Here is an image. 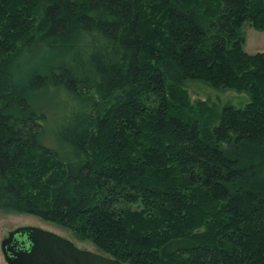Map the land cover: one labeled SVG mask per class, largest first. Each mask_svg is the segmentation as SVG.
<instances>
[{"label":"trees","instance_id":"16d2710c","mask_svg":"<svg viewBox=\"0 0 264 264\" xmlns=\"http://www.w3.org/2000/svg\"><path fill=\"white\" fill-rule=\"evenodd\" d=\"M247 24L264 31V0H0V211L122 264H264V53L244 49ZM45 90L75 104L62 153L41 140Z\"/></svg>","mask_w":264,"mask_h":264},{"label":"rangeland","instance_id":"374dc122","mask_svg":"<svg viewBox=\"0 0 264 264\" xmlns=\"http://www.w3.org/2000/svg\"><path fill=\"white\" fill-rule=\"evenodd\" d=\"M247 40L244 44V49L249 54L264 53V31L256 29L247 24L246 27ZM68 48V46H67ZM48 55V56H47ZM46 56V58H44ZM68 58L67 50L63 48L57 49L54 53H47L46 50L40 52L35 62V67L38 71H46L48 64L58 63ZM32 69L33 66L30 65ZM215 97L221 96L219 91H216ZM191 95L193 100L205 99L199 95ZM213 100V98H212ZM33 108L38 112H42L47 116V122L44 124L45 129L41 137L42 142L48 146L59 150L61 153L64 151L60 143L56 140V133L61 124L62 118L71 112L75 104L67 98V96L56 90H45L38 93L31 99ZM32 226L41 228L62 237L71 240L77 247L95 253H100L96 247L88 242L79 241L69 230H66L58 225L45 222L37 217L30 215H18L13 213L0 211V264H8L4 258L1 249L2 241L8 237L9 233L16 228ZM101 254V253H100Z\"/></svg>","mask_w":264,"mask_h":264},{"label":"water","instance_id":"95a60500","mask_svg":"<svg viewBox=\"0 0 264 264\" xmlns=\"http://www.w3.org/2000/svg\"><path fill=\"white\" fill-rule=\"evenodd\" d=\"M17 236L27 238L28 248L18 250ZM1 249L8 264H122L117 259L81 249L56 233L32 226L11 231L2 241Z\"/></svg>","mask_w":264,"mask_h":264},{"label":"flooded vegetation","instance_id":"af4514ba","mask_svg":"<svg viewBox=\"0 0 264 264\" xmlns=\"http://www.w3.org/2000/svg\"><path fill=\"white\" fill-rule=\"evenodd\" d=\"M16 239H17L16 241H19V243H20L19 246H18V250L19 249H26V248H28L29 242L27 241V238L26 237L20 238L19 236H17ZM23 242H25V243L23 244Z\"/></svg>","mask_w":264,"mask_h":264}]
</instances>
